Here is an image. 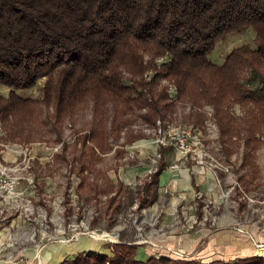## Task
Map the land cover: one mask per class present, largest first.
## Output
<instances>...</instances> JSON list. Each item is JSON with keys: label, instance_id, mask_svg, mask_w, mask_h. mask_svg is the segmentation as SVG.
<instances>
[{"label": "rangeland", "instance_id": "rangeland-1", "mask_svg": "<svg viewBox=\"0 0 264 264\" xmlns=\"http://www.w3.org/2000/svg\"><path fill=\"white\" fill-rule=\"evenodd\" d=\"M256 39L257 34L253 29L231 34L216 45L209 58L221 66L235 49L244 45L256 48ZM140 53L145 63L151 62V69L144 76L145 81L150 82L153 74L162 70V62L168 61L169 56L163 51L145 50ZM47 81L48 77L40 79L29 90H17L23 98L40 102L38 110L30 117L31 122H15L11 125L8 120L0 122V156L13 154L11 147L28 150L36 155L32 170H29L36 184L31 194L35 207L32 221H25L21 208L18 211L0 209L1 260L18 262L14 260L17 252L10 248L15 239L2 233L3 228H11V223L5 222L9 220L23 221L20 232L24 236L18 249L39 250L38 244L48 246L39 251L42 262H45V251L51 249L59 241L56 237L62 235L70 240L69 243L57 244L65 247V252L70 253L67 258H70L77 252L79 254L95 248L98 249L94 250L96 252L111 255V245L117 239L123 243L132 240L139 248L147 249L148 245L151 246L149 243L163 235L222 230L227 227L244 230L247 225L264 229V125L255 126L252 123L249 127L243 121L249 111L264 113V94L256 92L254 96L256 100H261V105L255 100L246 101L245 106L232 101L225 110L232 116L234 123L224 126L220 124L213 105L193 107L183 103L175 87L167 80H162L161 86H169L168 94L176 104L173 113L168 115L169 119H161L163 132L168 135L171 127L202 131L200 145H192L190 153H185L171 144L158 145L160 119L156 124L148 122L136 109L134 114L127 113L123 121L117 122L112 132L109 130L110 120L101 113L103 120L99 115L94 116L95 105L91 101L82 102L73 114L64 118L58 128L62 137L60 140L50 120L52 109L47 107L48 104H43ZM237 82L255 91L264 89V80L254 67L246 68ZM10 92V89L0 86V96L8 97ZM104 104L107 106L103 107V114H112V107L122 111L123 101L119 103L121 106L111 102ZM223 126L228 130L225 136ZM251 132L256 133L253 140L249 135ZM85 139L88 149L83 153L89 154L79 159ZM101 142L106 153L97 147ZM65 144L68 147L63 149ZM89 147H95L97 151L96 161L93 162L95 165L91 167L88 165L92 163ZM84 161H88L86 165ZM82 162L86 169L83 174ZM161 164H165L166 168L152 190L156 202L140 210L142 188ZM116 193L117 199L111 202V197ZM68 200L70 203H67ZM18 228L14 230L18 231ZM105 232L111 236H97ZM262 246L259 243L256 247L259 250L263 249ZM3 247L10 249L4 250ZM59 253L64 257L62 252ZM35 254L33 261L36 259ZM29 257L19 263L33 262ZM48 264L57 263L49 261Z\"/></svg>", "mask_w": 264, "mask_h": 264}, {"label": "trees", "instance_id": "trees-1", "mask_svg": "<svg viewBox=\"0 0 264 264\" xmlns=\"http://www.w3.org/2000/svg\"><path fill=\"white\" fill-rule=\"evenodd\" d=\"M248 29L257 34L256 48L235 49L221 66L210 60L220 41ZM145 50L169 56L150 82L144 76L151 62L145 63L140 53ZM253 67L264 80V0H0V86L11 90L8 97L0 96V122L8 120L10 125L31 122L40 103L23 98L17 90H29L46 77L43 104L52 109L50 120L57 132L64 118L85 101L94 102L95 117L102 118L101 113L112 122V132L117 122L136 109L148 122L165 121L176 104L168 94L169 86H161L162 80L175 87L183 103L213 105L220 124L229 125L234 119L225 108L232 101L245 106L246 101L255 100L261 105L254 96L264 94V89L255 91L237 82L246 68ZM109 102L120 105L122 111L112 107V114H103L104 103ZM254 111L248 112L245 124L264 125V113ZM224 126L223 136L228 131ZM255 134H249L252 140ZM86 142L79 159L89 154L83 153L88 149ZM95 147H89L90 167L95 165ZM97 147L107 152L103 142ZM81 167L83 174V162ZM165 168L161 164L143 186L140 210L154 203L153 185ZM111 246L112 255L83 251L58 263L264 264L261 256L205 263L166 250L144 262L137 259L139 245L132 240Z\"/></svg>", "mask_w": 264, "mask_h": 264}, {"label": "crops", "instance_id": "crops-1", "mask_svg": "<svg viewBox=\"0 0 264 264\" xmlns=\"http://www.w3.org/2000/svg\"><path fill=\"white\" fill-rule=\"evenodd\" d=\"M5 157L9 160L14 158V154L6 153ZM164 172V170H163ZM162 172V173H163ZM161 173V174H162ZM160 178V177H159ZM156 202V198L154 200ZM153 204V203H152ZM22 218V217H21ZM6 223H11V228H3L4 236L8 235L12 239H15L10 244V248L17 252L16 259L18 263L25 261L29 256L31 258L30 261H33L32 257H34V253H37V250L24 248H19L18 246L20 242L23 240V233L20 232L22 229V219H18L15 221H5ZM5 222L4 225H5ZM7 223V224H8ZM27 224H24L26 226ZM18 228L19 230L16 231L14 228ZM22 231V230H21ZM13 232V233H12ZM17 235H15V234ZM154 242L149 243L151 246L148 245V248L145 247L139 248L137 252V259L140 261L146 262L147 259L155 255L156 252H182L187 256V259L191 260H201L204 262H211V261H231V260H239L243 258H248L252 256H261L264 257V229L261 226L255 225H247L243 229H236V228H226L222 230H210V231H203L198 230L194 231V233H178V235H163L159 238H155ZM262 244L263 249H259L256 247L258 244ZM2 244V243H0ZM57 245V243L55 244ZM53 246V245H52ZM51 247L45 251L43 255L44 261L41 264H48L49 261L56 262L57 264L60 260H66L68 256H70L69 252H65L66 249L63 246ZM66 247H70L67 245ZM72 247V246H71ZM7 247H3V249H10ZM44 248H48L45 246ZM91 251L98 250V249H88ZM62 252L64 257L61 255ZM71 252V249H70ZM96 252V251H95ZM83 253V252H82ZM78 254V252L76 253ZM36 255V254H35ZM112 255V254H111ZM42 256V257H43ZM156 257H158L156 253ZM40 264L38 259L36 258L33 261V264ZM64 262V261H63Z\"/></svg>", "mask_w": 264, "mask_h": 264}, {"label": "built area", "instance_id": "built-area-1", "mask_svg": "<svg viewBox=\"0 0 264 264\" xmlns=\"http://www.w3.org/2000/svg\"><path fill=\"white\" fill-rule=\"evenodd\" d=\"M164 126L162 121L158 122V130L160 132L157 140L158 145L167 146L171 144L173 148H178L180 152L190 153L192 145H200L201 132L192 130V128H170L169 134L163 132ZM193 132H197L193 134ZM169 139H172L168 141ZM191 143V144H190ZM9 148L8 145H4ZM13 150L14 158L9 160L5 157V154L0 156V209H12L18 211L22 209L21 214L26 217L25 221H32V215L34 214L35 207L33 206V200H31V194L36 188L34 176L31 177L29 170H32V162L35 161V154L31 151H24L18 149V147H11ZM30 196V197H29ZM59 240L57 243H69L64 235L56 237ZM115 243H123L117 242ZM64 244V245H65ZM2 244H0L1 246ZM45 246L38 244L39 250L44 249ZM178 257L187 258L182 252H172ZM158 258V257H157ZM41 264V259L37 258ZM0 264H20L12 261H6L0 259ZM33 264V262L25 263Z\"/></svg>", "mask_w": 264, "mask_h": 264}, {"label": "bare ground", "instance_id": "bare-ground-1", "mask_svg": "<svg viewBox=\"0 0 264 264\" xmlns=\"http://www.w3.org/2000/svg\"><path fill=\"white\" fill-rule=\"evenodd\" d=\"M161 179H162V178H161ZM95 234H97V233H95ZM97 236H98V237H103V236H104V237H108V236H111V235H109L107 232H105V233H103V234H98ZM58 246H59V244H57V245H53V247H57V248H59ZM67 248L69 249V247H67ZM39 251H40V250H37V253H36L35 257L41 259V255H40L41 252H39ZM42 260H43V259H41V262H42Z\"/></svg>", "mask_w": 264, "mask_h": 264}]
</instances>
